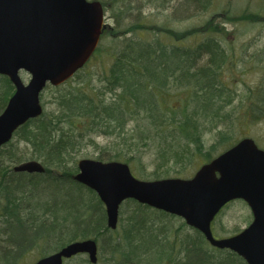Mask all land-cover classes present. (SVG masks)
Returning a JSON list of instances; mask_svg holds the SVG:
<instances>
[{
  "label": "trees",
  "instance_id": "16d2710c",
  "mask_svg": "<svg viewBox=\"0 0 264 264\" xmlns=\"http://www.w3.org/2000/svg\"><path fill=\"white\" fill-rule=\"evenodd\" d=\"M118 1L112 0V35L132 36L123 50L115 53L103 86L91 92L68 85L70 80L48 86L47 90H53L54 100L50 103L55 105L54 111L45 110L19 127L13 139L0 149V264H19L34 247L50 245L53 253L88 238L100 243L99 253L107 247L109 264H247L233 251L212 247L182 218L133 199L123 203L134 204L132 214L124 220L125 228L112 230L98 195L73 178L80 160L76 156L84 140L93 141L97 133L115 134L126 145L136 140L134 134L121 136L129 120L139 123L136 145H127L130 151L125 152L117 143L109 152L102 150L96 160L131 165V159L140 157V144L147 147L154 141L151 145L156 169L144 179L157 180L171 177L172 168L178 177L184 174L183 168L196 156L209 162L214 158L211 151L218 146L229 148L234 144L231 128L236 122L264 118V88L260 86L243 97L226 81L229 45L222 35L224 25L211 18L205 25L180 35L181 41L194 36L202 37L200 41L186 46L175 41L164 43L159 34L164 30L171 33L170 28H147L136 13L124 17L116 10L115 14L114 3L122 10L128 8L126 4L119 6ZM162 2L160 5L165 7ZM212 3L186 0L182 6L186 11H208ZM217 14L233 22L246 18V14L234 18L226 8ZM143 31H152L157 37L143 38ZM137 36L141 38L133 39ZM13 92L10 79L0 75V113ZM172 98H177V104L168 101ZM215 130L216 140L206 149L204 137ZM31 160L40 162L45 172L14 171L15 166ZM149 212L158 217H151ZM165 218L181 220L179 231ZM184 227L186 233H182ZM24 229L29 235L23 234ZM83 261L91 264L88 258Z\"/></svg>",
  "mask_w": 264,
  "mask_h": 264
},
{
  "label": "water",
  "instance_id": "95a60500",
  "mask_svg": "<svg viewBox=\"0 0 264 264\" xmlns=\"http://www.w3.org/2000/svg\"><path fill=\"white\" fill-rule=\"evenodd\" d=\"M104 19L98 0H0V74L9 76L15 87L0 114V149L20 126L42 115L41 93L49 83H64L87 63ZM21 70L30 74L28 83ZM14 171L42 173L45 167L31 160ZM74 179L97 193L111 229L117 228L121 204L134 199L182 217L213 246L236 252L248 264H264V150L251 137L203 164L188 179L141 180L127 163L88 158L79 160ZM234 199L247 202L253 221L236 235L216 238L212 221ZM81 253L97 263V241L71 242L34 264H64V259Z\"/></svg>",
  "mask_w": 264,
  "mask_h": 264
},
{
  "label": "rangeland",
  "instance_id": "374dc122",
  "mask_svg": "<svg viewBox=\"0 0 264 264\" xmlns=\"http://www.w3.org/2000/svg\"><path fill=\"white\" fill-rule=\"evenodd\" d=\"M100 1L106 2L105 11L106 16L109 17L106 20L108 23V29L104 32L99 43V50L94 57L77 73L78 75L76 74L70 79L71 83L68 84L79 86L88 92L103 86L104 76L109 72L110 66L115 61V53L117 51H122L128 37L132 36L129 33H119L116 36L112 35L115 26L111 9V6L113 5L112 0ZM162 1L165 7L160 5L161 0H119V6L126 4L128 8L125 10L123 9V11L121 8L117 7L116 3H114L115 14L116 10L119 16L122 14L124 17H126L128 13H136L135 15H139L138 19L144 24H147L145 26L147 28H155L156 26L163 29L166 27L170 28L172 34L169 33L168 30L161 31L162 33L159 34V39L164 43H174L175 41V43L182 44L183 46L194 42L196 43L200 41L202 37L194 36L191 37V39L181 41L183 36L180 37V35L186 33L187 30H192V27L205 25V23L212 18L217 24L224 25V33L222 35L229 45V61L228 69L226 71L228 78L226 81L230 83V89H237L240 96L245 97L260 86L264 88V0H213L208 11H201L195 8L186 11V8L183 9L182 6L186 0ZM224 8L228 10L230 9V14L234 18H239L245 14L246 18L240 20L242 22L225 20L224 15L217 14L218 12L223 13ZM247 16L250 17L247 19ZM126 24H129V22L125 21V25ZM140 34H143V38L146 39H155L157 37L152 31H143L140 32ZM173 34L177 37L173 38ZM169 35H171V37ZM135 38L139 39L141 37L137 36L133 39ZM20 75L26 83L29 81L30 75L27 72L21 71ZM52 92L53 90L51 89H45L42 94V102L45 105L44 108L46 112H51L55 109V105L50 103L54 100ZM238 100L239 96L235 102H238ZM168 101L171 104H177L178 102L177 98H172L171 100L168 99ZM244 107L245 104L242 105L241 110H243ZM138 124V122L135 124L132 120L128 121L126 131L121 136L126 135L129 137V135L134 134L136 140L129 141L127 145H136L138 142L137 140H139L140 135ZM216 133V130L207 132L204 137L206 149L212 147V143L216 140ZM231 133L233 136L231 141H233V143L238 142L242 137L251 136L256 140L260 147L264 148V118L257 122H236L231 128ZM116 137L118 136H115V134H94L93 141H83L84 143L82 147H80L76 157L79 159H97V157L105 150L109 152L117 147V143L120 144L119 147L123 148L125 152H129L130 150H128L127 145L121 142V138L117 140ZM151 143L154 144L155 142L152 141ZM151 143L147 145V147L141 143L137 151L140 157L131 159L130 162L133 174L138 178L141 177V179L149 177L156 169V164L153 163L155 159H153V145H151ZM224 150V147L218 146L211 152L214 153L215 157ZM131 154H133L134 157L136 156V153L133 151H131ZM203 163L204 158H202V156H196L193 163L188 164L183 168L184 174L181 175L183 177H191ZM177 168L180 169L179 167ZM175 170L176 169L174 168L170 170L173 172L170 173L171 177H178L175 175ZM181 175H179V177ZM133 210L134 204L121 205L118 225L121 231L126 226L124 220L132 214ZM149 213H151V217H158L156 216L157 214L152 212ZM252 218V213L249 207L243 201H234L228 204L215 219L213 228L215 231L214 234H217L218 237L230 236L244 229L252 221ZM121 219L122 221H120ZM168 220L169 222L167 224L174 230H176L179 224L182 223L181 220L175 218H165L164 221ZM23 231L24 235H29L28 230L24 229ZM177 231H179V229H177ZM186 232L187 230L184 227L182 233ZM42 249L45 251L43 252ZM49 250H51L50 245L31 248L29 252L18 261V263L34 264L38 259L42 258V255H45L46 252V255L52 253V251ZM99 254L100 259L98 264H109L108 259L110 258V255L107 247H105L104 251H100ZM102 256H104L103 260ZM83 260L84 256L75 257L67 260L65 264H84Z\"/></svg>",
  "mask_w": 264,
  "mask_h": 264
},
{
  "label": "flooded vegetation",
  "instance_id": "af4514ba",
  "mask_svg": "<svg viewBox=\"0 0 264 264\" xmlns=\"http://www.w3.org/2000/svg\"><path fill=\"white\" fill-rule=\"evenodd\" d=\"M108 18H109V17H107V19H108ZM83 256H84L85 258H88V255H87V254H84Z\"/></svg>",
  "mask_w": 264,
  "mask_h": 264
}]
</instances>
